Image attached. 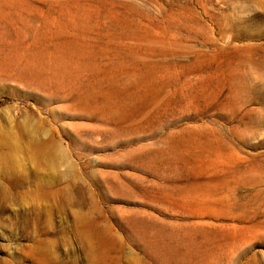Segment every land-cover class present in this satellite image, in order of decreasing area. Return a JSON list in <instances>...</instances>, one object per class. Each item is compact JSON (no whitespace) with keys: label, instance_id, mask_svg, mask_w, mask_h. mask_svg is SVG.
Wrapping results in <instances>:
<instances>
[{"label":"rangeland","instance_id":"rangeland-1","mask_svg":"<svg viewBox=\"0 0 264 264\" xmlns=\"http://www.w3.org/2000/svg\"><path fill=\"white\" fill-rule=\"evenodd\" d=\"M0 264H264V0H0Z\"/></svg>","mask_w":264,"mask_h":264}]
</instances>
